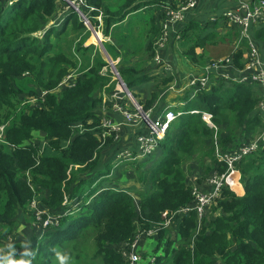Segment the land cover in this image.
<instances>
[{
	"label": "trees",
	"instance_id": "1",
	"mask_svg": "<svg viewBox=\"0 0 264 264\" xmlns=\"http://www.w3.org/2000/svg\"><path fill=\"white\" fill-rule=\"evenodd\" d=\"M108 1L86 0L88 7L102 12V34L106 37L129 15L154 7L158 15L153 11L149 22L146 25L143 22L141 28V31L146 30L150 23L145 39L148 40L147 50L153 55L151 38L159 34L158 24L165 18L162 7L171 0H113V5ZM258 2L250 0L249 4ZM60 9L57 0H0V126H4L0 142V254L9 251L3 242L12 235L17 214L28 212L26 208L36 197L38 205L46 211L44 217L50 215L56 224L49 225L40 241L32 238L30 250L35 253L32 264H51V259H55L53 249L61 252L71 249V258L76 251L75 261L85 258L99 264H128L123 254L125 249H115V246L130 244L137 235L151 230L153 223L172 218L170 225L173 226L169 228L177 233L175 241L179 250L173 248L167 231L159 229L156 244L165 250L164 255L157 254V248L154 264H264V144L234 166L240 174L242 196L222 186L200 220L195 211L174 217L178 210L193 203V186L187 184L185 172L189 161L205 159L213 172L226 170L214 157L215 130L225 128L228 132L226 140L219 142L222 151L247 144L252 140L249 137L259 132L260 98L253 87L227 83L225 88L213 85L192 99L189 94L178 96L175 106H169L174 118L159 143L162 156L148 170L149 188L138 200L126 191L105 189L90 202L116 165H132L124 160L113 161L114 164L109 161L104 169H98L100 147L112 138L102 142L96 137L102 132L72 134L71 131L75 124L86 129L96 127L100 102L96 93L103 88L108 93L114 89L112 74L109 70L103 72L107 64L100 52H94L88 69L58 96L50 92L44 99H37V106L26 103L31 97H38L36 89L51 91L76 67L68 57L88 51L89 47L83 48L82 44L90 31L73 9H61V28L51 24ZM97 13L88 14L91 25H97L94 19ZM69 26L75 31L81 30L84 37L78 42L77 36L74 37L77 44L74 49L71 51L65 44L68 51H63L61 42L67 40ZM207 28L208 24L201 26L194 21L179 28L177 42L189 64L200 68L206 61L231 58L236 69H243L249 45L240 38L237 28L223 36L218 30L207 32ZM131 29L128 27L127 31ZM37 32L43 33L40 42L33 36ZM254 39L264 42V28L255 30ZM235 41L239 42L236 50ZM104 47L115 60L116 55L109 45L104 44ZM141 65L139 62L137 68H117L121 80L131 91L151 81L161 83L158 89L166 88L173 80L142 74L138 72ZM157 98L158 92L151 93L143 108L147 110ZM162 113H166V108ZM203 115L210 116L213 127L203 120ZM37 133L43 135L53 150L61 151L63 141H70V146L59 157L41 156L32 142ZM228 142L233 146L223 149ZM38 186L45 189L46 196H39ZM179 241L190 243L187 245L190 249L186 245L179 248ZM89 248L91 256L85 252ZM14 249L19 259L20 247Z\"/></svg>",
	"mask_w": 264,
	"mask_h": 264
},
{
	"label": "rangeland",
	"instance_id": "2",
	"mask_svg": "<svg viewBox=\"0 0 264 264\" xmlns=\"http://www.w3.org/2000/svg\"><path fill=\"white\" fill-rule=\"evenodd\" d=\"M60 4H61V9L64 8L67 10V8H71L70 5H67V3L64 0H57ZM108 3H110L111 5H113V0L108 1ZM107 3V4H108ZM58 10V12L54 15L53 19H52V23L53 25H55L57 28H61L62 24V16L63 14L61 13L62 10ZM72 9V8H71ZM154 7L152 8H148L145 9L143 11H139L136 12L134 14H131L127 17L126 21L121 24L118 28L113 29V31H111V35H109L107 38H105L102 34V21L100 23L97 22V25L94 26V24H92V28L98 32V34H94L92 33V29L88 28L87 26L84 25V22H82L83 26L87 27L88 30L90 31V36L85 39L83 41V48H88V51L83 53H75L73 56L75 57H68V60L71 63L76 64V67L74 69H70L69 72L62 77V79L60 80L59 84L53 88L51 91H49V93H54L56 96H58V94L61 92L60 91V84L62 83V85H65L66 83L70 82L71 80H73V78H75V80L77 79V77L81 76L87 69H88V65L92 63L93 60V55L94 52H100V56L103 57L104 61L107 64V68L104 69L105 71L109 70V65H108V61L111 59L109 58V56L107 54H103V52L101 53L102 49H100V45L99 42L97 41L99 39V37L103 40L106 41L105 46L110 45L112 52L114 55H116V57H118L119 59V63L116 64L117 66H120V68H124V67H132V68H137L136 63L137 62H141L142 66L140 67V69L138 70V72H142V74H145V72L148 69H151L154 65V56L155 55H160L158 52V40L159 38L156 40L153 38H151L152 42H156V53L153 51V55H151V52L149 50H147V46H148V40L145 39V32L146 30H148L150 28V23L148 24V28L144 31H141V28L143 27V22L148 23L150 18L152 17L153 14L158 15L157 11H154ZM153 13V14H152ZM79 17V16H78ZM80 18V17H79ZM129 23V24H128ZM133 23L135 25V27H133ZM146 25V24H145ZM223 27L225 25H222ZM129 28H133V30L131 29V31H127ZM159 29V28H158ZM69 31V35L66 41H62L61 42V46L63 51H68L67 48H71V51L74 49V47L77 45L74 42V37L77 36L76 42L80 41L83 37L84 34L82 32H80L81 30L77 29V31H75L72 26H69L68 28ZM67 31V32H68ZM231 32L230 30L226 31V33ZM92 33V35H91ZM225 33V34H226ZM42 34L41 32H37L35 33L33 36H36L39 39V42L42 41ZM224 34V35H225ZM95 35H97V37L95 38ZM221 36V35H220ZM106 39V40H105ZM52 41H55L54 38H52ZM97 41V42H96ZM65 44H67V48H65ZM103 45V44H102ZM176 45V44H175ZM154 47H155V43H154ZM153 48V47H152ZM104 49V47H103ZM101 50V51H100ZM105 50V49H104ZM175 50L177 51V53H179L180 56H182L183 53V49L179 46L178 49L175 48ZM92 56H90V54ZM197 52H199V50H197ZM83 54V55H82ZM86 57L83 59L82 56ZM183 57V56H182ZM184 58V57H183ZM185 59V58H184ZM117 60V59H116ZM208 61H206L207 63ZM205 65L201 66L200 68H193V71H195L196 69L198 71H195L196 73H199L201 71H204L205 69H207L208 66ZM200 70V71H199ZM191 72V71H189ZM192 74V73H191ZM169 78L173 79L172 84L170 85V87H168V85L166 86V88L164 86L160 87L162 89H158L157 86L158 84L161 83H156L155 86V91L158 92V98L161 96V98L159 99V102L157 104V106L155 108H153L152 112L158 111V108H167L169 106H172L173 103H171L170 105L165 104V100L164 99L166 96H168V93H172L174 95H178V96H184L185 94H189L190 92H185L184 94L179 93L181 90L186 88V83L187 80L190 77H184L182 78V81L179 80L176 77V74H174V72L172 71V73H170ZM197 76V75H195ZM67 78H70L69 81H66ZM165 78V77H164ZM74 80V81H75ZM217 79L213 80L216 81ZM113 81V79H112ZM64 82V83H63ZM116 83H114L115 85ZM211 81L209 82V86H222V88H225L227 84L225 83L223 80L218 79V82L216 84H211ZM147 88V87H146ZM168 88V89H167ZM170 89H173L174 91H176V94L171 92ZM259 89V88H258ZM147 90V89H146ZM36 91H39V94L41 95V92L39 89H36ZM143 91V90H142ZM150 89H148L147 91H143V93L145 96L150 95L149 94ZM152 93V92H151ZM109 94L108 92L104 91V88L100 91L96 93V98H100V102L98 107L104 106L107 103L106 100L109 99ZM260 94H262L261 90L259 89V93L258 96L260 97ZM141 97L143 96V94H141ZM139 95V96H140ZM151 98V97H150ZM137 102V100H136ZM138 105H140L141 107H144V102H137ZM98 110V109H97ZM148 110V109H147ZM98 115V125L96 127H92L90 129H86L83 125H73L72 126V134H83L84 132H102V134H96V137L99 138L100 140H102V142L106 139V138H113L114 134L113 133H107L106 135H104V129L102 128V124H103V120H105L106 115L105 114H98V111L96 113ZM91 121L87 123V125H90ZM259 132H256L255 134H253L251 137L249 138H255L256 136H258ZM228 137V132L225 130V128H219L216 129L214 132V139H213V145L215 147V153H214V157L216 159L219 160V156L224 153V151L221 150L220 146H219V142L220 140H226V138ZM33 144L39 149V154L41 156H46V157H59L61 156L62 151L68 149V147L70 146V141H63L60 144V149L59 150H53L51 148L48 147V145L46 144V142L43 139V135L37 133L33 139ZM106 141L103 142V144L100 147L101 150V158H100V163H99V168L100 170L104 169L105 166L108 164L109 161L112 162V164H114V162H116L117 160H114L115 158V154H116V150H117V146H114L113 141L111 140L109 143H105ZM229 146H233L232 142H228L224 145L223 149L228 148ZM11 149H13L11 147ZM160 156V155H159ZM114 161V162H113ZM205 159L203 160H198V158L191 160L188 162L187 166L185 167V172L187 175V184L189 185H195L197 187L200 188V186L203 185V183L205 182L206 179H208V177L210 176V174L213 172V170L211 169V166L206 163ZM153 162H145V163H134L133 165H121V166H115V168L113 169V173L111 174V176L107 179V181H104L102 184H100L99 186V190L93 195V199H91L93 202L96 198H98V196L105 191V189H120L123 191H126L130 194L133 195V197L138 200L137 198L140 197L142 195V193L144 192V190H147L149 188V185L147 184V178H148V170L152 167ZM27 176V175H26ZM29 177V174H28ZM29 181V179H28ZM32 189V187H31ZM38 190V194L39 196H46L47 192L45 191V189H41L40 186H38L36 188ZM38 199L35 197L32 202L29 204L27 211H19V213L16 216V225L15 228L12 232V235L5 241L3 242L4 245L8 246L9 244L13 245L14 248H16L17 246L20 247L21 252L23 251V245L25 244V242H28L29 244V248L31 247V240L32 238H36V240L38 239V241H40L42 239V235L45 233V231L49 228V225L52 224L55 225L56 224V220L51 217L50 215L44 217V213L46 212L45 210H43V208L41 206L38 205ZM138 202V201H137ZM136 202V203H137ZM54 212V211H53ZM52 212V213H53ZM209 212V210H208ZM50 214V212H48ZM165 212H163L162 214L164 215ZM159 223H153L151 225V231L155 230L157 231V226L160 224H164L166 221L162 220V221H157ZM172 227L173 225H168L167 227L163 228V230L167 231V238L169 239V241L174 243V247L173 248H177V244L178 242L175 241V238L177 237V233L174 231L173 228H169ZM159 236L158 233L153 235L151 238L149 239H144L142 240V242L140 243V249H139V254L141 256V264H154V261H152L155 257V252L158 250L157 248H159V251L157 254H162L164 255V248L162 245H160L159 247H157L158 241H159ZM180 242V241H179ZM129 243H124L121 246H115V249H126V245ZM190 243H183L181 244V242L179 243V248L180 247H184L186 245H189ZM3 245V246H4ZM182 245V246H180ZM191 247V246H190ZM187 248V249H190ZM85 250V249H84ZM179 250V249H178ZM4 251H7V249H4ZM71 251V249H68L65 253L69 254V252ZM8 252V251H7ZM85 252L87 254H89V256H91L92 251L91 248H89L87 251L85 250ZM75 253H77L76 251H73V258ZM3 254H7V253H3ZM154 257V258H153ZM16 258V257H15ZM73 258H71L70 264H99L98 262H94L92 263L90 260H85V258H82L78 261H75ZM51 264H58V261H56L55 259H51ZM217 264H221V262H218Z\"/></svg>",
	"mask_w": 264,
	"mask_h": 264
},
{
	"label": "built area",
	"instance_id": "3",
	"mask_svg": "<svg viewBox=\"0 0 264 264\" xmlns=\"http://www.w3.org/2000/svg\"><path fill=\"white\" fill-rule=\"evenodd\" d=\"M64 1L77 13L82 22H84V25L92 29L93 34H98V32L92 28L88 18V13L84 12L83 8L85 11L88 9L89 12L97 11L98 13L94 17L98 23L102 21L101 11L88 7L86 5V0H75L74 2L69 0ZM238 4L241 6V8H245V15L243 17H239L237 15L230 14L228 17L231 20L232 25H235L237 28L240 38L245 39L249 45V49L247 51V64L243 67V69H238L240 74L234 75L232 72H230V69L233 66L231 58H221L218 61L210 62V65H207V69L202 71L199 76L190 77L187 80L186 88L181 90L179 93L184 94L188 91L190 92V98H195L200 91L207 90L209 88L208 86L210 81L211 84H216L218 79L223 80L225 83H243L250 85L253 88H259L262 92V94H260V101L258 104L261 128L259 130L258 136L250 140L247 144L240 145L232 150L225 151L219 156V161L226 166L225 172H212L208 179L205 180L204 188H199L195 185H192L193 188L191 190V194L193 196V203L190 206L178 210L174 214V217L177 215L178 217H181L189 214L191 211H195L198 220H200L206 209L211 205L214 199L218 197L222 186L228 187V189L232 192H234L232 188L233 180L235 181L236 186H242L240 183V174L235 170L234 166L244 157L256 152L260 146L264 144V62L261 60V55L256 48L254 41L250 37L252 24L258 21L264 22V0H259V2L252 8L247 6L243 0H239ZM195 6L196 0H184L178 2V4L169 2L162 7L165 18L159 27V47H162L166 44L169 39V33L172 30V27L182 21L184 13L193 10ZM176 36L177 39L180 38V33L178 31L176 32ZM98 42L99 45H101V38L98 39ZM238 44L239 42L237 41L235 44V50L238 48ZM156 50L157 48L155 42V53ZM110 62L108 61L109 72H111L113 81L116 83L113 90L114 97H116V94L119 93L121 98L117 97V100H122L124 103L122 107L114 105L115 111L120 112L127 122L134 123L138 121L143 126L147 132V136H141V147L139 148L137 155L138 157L149 158L157 149L158 143L164 139L169 124L173 120L174 116L172 112L169 111V107L166 108L165 114L162 113L158 117H155L153 116L152 111L145 110L143 107L138 105L131 94V91L121 80L119 74L112 69L114 67L113 62ZM154 62L157 66L161 67L163 71H169V65L164 63L158 54L154 56ZM233 68L235 67L233 66ZM103 72L106 71L103 70ZM69 79L70 78H67L66 81H69ZM215 79L217 80L213 82ZM60 86L63 87L64 85L61 83ZM66 86L68 87L70 85ZM48 93L49 92H41V95L38 94L37 98L31 97L26 103L31 106H37V99H44ZM202 118L209 125V127H213L210 122V116L203 115ZM102 128L104 129V135L109 132L114 134L116 131V127L109 120H105L103 122ZM3 132L4 126H0V142L2 141ZM114 160H117L116 162H120L122 160L131 161L130 155L127 152H120L118 156H115ZM236 173H238V178H236ZM172 219H167L164 224L158 225L157 231L149 230L137 235L132 243L126 245L127 248L124 250L123 254L127 258L128 264H141L142 260L139 254V249L142 240L151 238L153 235L157 234L159 229L170 225ZM152 261H154V259Z\"/></svg>",
	"mask_w": 264,
	"mask_h": 264
},
{
	"label": "crops",
	"instance_id": "4",
	"mask_svg": "<svg viewBox=\"0 0 264 264\" xmlns=\"http://www.w3.org/2000/svg\"><path fill=\"white\" fill-rule=\"evenodd\" d=\"M181 1H184V0H171L169 2L173 3V4H178V2H181ZM243 1L249 7L250 6L253 7V5H254V4L253 5L249 4L250 0H243ZM238 3H239V0H196L195 8L193 10H190L187 13H184L182 21L177 23L175 26L172 27V30L169 33V39L166 42V44L163 45L162 47L158 48L160 58L162 59V61L164 63L168 64L170 67L169 71L165 72L161 69V67H159L155 64L151 69H148L145 72V74H148L151 77H156L159 80H162L165 78H169L170 73H172V71H173L174 74H176V77L181 81H182V78H184V77L188 78L191 75L192 76H195V75L199 76L200 73H202V71L199 73H196L195 71H198L197 70L198 68L195 66H191L189 64V62L186 59H184L182 56H180L179 53H177V51L175 50V48L178 49V47H179V44L177 42L178 39L176 36V32L179 31V28H181L186 22L194 21V22L199 23L201 26L208 24L207 32H213V31L218 30L220 32V35L223 36L226 33V31H228V30L231 31L232 29L235 28V25H232L231 20L228 17L230 14L231 15H237L239 17H243L245 15V8H241V6ZM252 7H250V8H252ZM85 12L88 14L90 13L88 11V9ZM94 19H95V17H94ZM126 19L124 20V22L126 21ZM222 23H226L224 27L221 26ZM158 25H159L158 26V28H159L161 25V22ZM261 28H264V22L258 21L256 23L252 24L250 37L254 41L256 48L258 49V51L261 55V60L264 62V42L257 40V39H254L255 30H259ZM91 35H92V33H91ZM109 35H111V33ZM104 37L107 38L106 36H104ZM158 38H159V34L157 36H155L154 39L157 40ZM105 43H106V41H103L101 39V44H103V47H104ZM154 43L155 42H153L152 47H153V51L155 52ZM236 43H237V41L234 42V45ZM83 45H82V47H83ZM109 47H110V45H109ZM100 49H101V46H100ZM104 49H105V47H104ZM102 52L103 51H101V53ZM105 52L107 53L106 50H105ZM107 55H108V53H107ZM109 58H110V56H109ZM116 59L115 60L111 59V61L113 62L114 67L117 71V68H119L120 66L116 67V64L119 63L118 57H116ZM138 63L139 62H137L136 64H138ZM209 63H206V66ZM193 68H197V69L195 71H193ZM189 71H191V72H189ZM230 72H232L234 75L240 74L239 70L233 68V66L231 67ZM117 73H118V71H117ZM74 80H75V78H73V80H71L70 82L66 83L63 87L61 86L60 87V91H61L60 93H62V91L67 87L66 85H72L75 82ZM172 82H173V80L171 81V83L168 84V87H170ZM156 83H157L156 81H151V82L145 83L143 85L137 86L134 89H132V91L130 90L131 94L133 95L134 99L137 100V102L141 101V102H144V104H145L146 101L150 99L151 92L152 93L155 92V86L154 85ZM146 89L147 90L150 89V92H149L150 95H148V96H145L144 94H146V93H143V91L144 92L147 91ZM113 90L109 94V99H107L105 102L107 104L104 106L100 105L98 107L97 111H98V114L99 113L105 114L106 115L105 120L111 121L112 124L116 127V131L114 132V137L112 138L114 146H117V150L115 151L116 152L115 156L116 155L118 156L120 154V152H127L130 155L131 161H126V162H129L132 165L134 163L138 164V163L155 161L153 163V165H154L158 161V159L162 156V153H161L160 147H159V143L161 141L158 143V147L151 157H149V158L138 157L137 152H138L139 148L141 147V142H140L141 136H147V132L145 131L143 126L138 121H136L134 123H129L124 119V117L121 115L120 112L115 111L114 105H116L118 107H122L124 103L122 102V100L121 101L117 100V97L121 98L119 93H117L116 97H114ZM253 90L255 91L256 96L259 98L258 88L255 87V88H253ZM170 91L176 94V91L171 90V89H170ZM112 92H113V94H112ZM140 93L143 94L142 97H141ZM160 98H161V96L159 98H157V100L151 105V107L148 108V110L152 111L153 108H155L157 106ZM177 98H178L177 94L174 95L172 93H168V96H166L164 99H166L165 101L168 102V105H170L171 103L174 104L176 102ZM177 104L179 106L181 105L179 103H177ZM174 106H175V104H174ZM155 110H156V108H155ZM155 110L152 112L153 116H155V117H158L163 112V110L161 111L160 107L158 108V111H155ZM105 120H103V121H105ZM117 128H118V131H117ZM121 165H123V164L120 163L117 166H121ZM233 183L235 185L234 180L232 181V184ZM204 186H205V182L200 187H204ZM232 188H233L236 195H238V196L243 195L244 191H243L242 186H236L235 185Z\"/></svg>",
	"mask_w": 264,
	"mask_h": 264
},
{
	"label": "clouds",
	"instance_id": "5",
	"mask_svg": "<svg viewBox=\"0 0 264 264\" xmlns=\"http://www.w3.org/2000/svg\"><path fill=\"white\" fill-rule=\"evenodd\" d=\"M8 253L0 254V264H32V258H34L35 253L30 250L28 242L23 245V251L20 253V258H15V249L13 245L9 244ZM55 254V260L58 264H70L71 257L65 252L53 249Z\"/></svg>",
	"mask_w": 264,
	"mask_h": 264
},
{
	"label": "water",
	"instance_id": "6",
	"mask_svg": "<svg viewBox=\"0 0 264 264\" xmlns=\"http://www.w3.org/2000/svg\"><path fill=\"white\" fill-rule=\"evenodd\" d=\"M100 46H101V49H102L103 53H104V54H107V53L105 52V50L103 49V45L101 44ZM109 62H110V60H109ZM110 63H111V62H110ZM112 69H113L115 72H117L116 69H115V67H113Z\"/></svg>",
	"mask_w": 264,
	"mask_h": 264
},
{
	"label": "bare ground",
	"instance_id": "7",
	"mask_svg": "<svg viewBox=\"0 0 264 264\" xmlns=\"http://www.w3.org/2000/svg\"><path fill=\"white\" fill-rule=\"evenodd\" d=\"M96 37H97V35H95V38H96ZM99 38H100V37H99ZM97 41H98V40H97ZM97 41H96V42H97ZM236 178H238V173H236ZM232 186H233V187L235 186L234 183H233Z\"/></svg>",
	"mask_w": 264,
	"mask_h": 264
}]
</instances>
